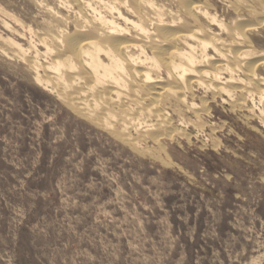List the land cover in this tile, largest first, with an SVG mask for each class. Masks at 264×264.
Wrapping results in <instances>:
<instances>
[{"label":"rangeland","instance_id":"374dc122","mask_svg":"<svg viewBox=\"0 0 264 264\" xmlns=\"http://www.w3.org/2000/svg\"><path fill=\"white\" fill-rule=\"evenodd\" d=\"M37 1L0 0V264H264V127L212 103L213 138L133 149L35 81Z\"/></svg>","mask_w":264,"mask_h":264},{"label":"bare ground","instance_id":"6f19581e","mask_svg":"<svg viewBox=\"0 0 264 264\" xmlns=\"http://www.w3.org/2000/svg\"><path fill=\"white\" fill-rule=\"evenodd\" d=\"M48 1H37L53 24L36 35L44 61L36 42L26 57L35 81L133 149L213 138L212 103L264 127V0Z\"/></svg>","mask_w":264,"mask_h":264}]
</instances>
